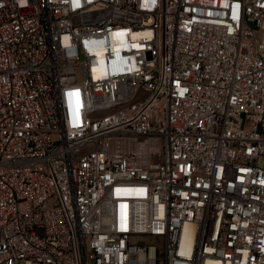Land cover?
I'll list each match as a JSON object with an SVG mask.
<instances>
[{
    "label": "built area",
    "instance_id": "obj_1",
    "mask_svg": "<svg viewBox=\"0 0 264 264\" xmlns=\"http://www.w3.org/2000/svg\"><path fill=\"white\" fill-rule=\"evenodd\" d=\"M261 157L264 0H0V264H264Z\"/></svg>",
    "mask_w": 264,
    "mask_h": 264
},
{
    "label": "rangeland",
    "instance_id": "obj_2",
    "mask_svg": "<svg viewBox=\"0 0 264 264\" xmlns=\"http://www.w3.org/2000/svg\"><path fill=\"white\" fill-rule=\"evenodd\" d=\"M260 162L261 163H264V157H261L260 158ZM156 238V237H155ZM157 239V241H160L158 238H156ZM140 240H143V241H146V240H148V237L147 236H144V237H142V238H140V237H138V236H132L131 237V241H140Z\"/></svg>",
    "mask_w": 264,
    "mask_h": 264
}]
</instances>
